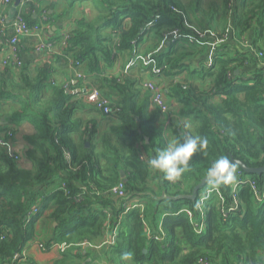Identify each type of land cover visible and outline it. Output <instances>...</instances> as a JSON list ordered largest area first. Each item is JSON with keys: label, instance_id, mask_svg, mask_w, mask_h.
<instances>
[{"label": "trees", "instance_id": "obj_1", "mask_svg": "<svg viewBox=\"0 0 264 264\" xmlns=\"http://www.w3.org/2000/svg\"><path fill=\"white\" fill-rule=\"evenodd\" d=\"M96 7L99 17L96 21L83 19L78 22L67 51L76 61L88 62L90 71L97 74L93 79L96 85L107 90L101 91L104 95L119 98L121 113L116 119L120 124L111 127L110 133L96 147L79 146L70 137L81 126L74 118L75 103L72 102L77 98L74 91L79 86L56 88L51 99L43 100L41 92L47 70L40 71L35 80L27 76L22 79V112L13 116L12 124L17 127L30 120L36 127L37 133L25 139L34 147L29 150L28 157L34 162L35 171L20 169L22 160L8 157L5 151L0 155L3 168L0 169V197L7 202L5 212L0 214V235L4 237L0 241V264L14 263V257L22 252L33 235V225H26L24 219L36 202L32 200L39 195L34 193L36 185L44 188L56 185L55 191L42 199L44 205L50 199L56 202L52 215L56 234L47 244L67 246L61 260L55 264H69L81 258L82 255L74 254L73 250L78 244H96L105 234L108 212L113 215L112 229L118 228L115 244L106 253L113 264L117 259L121 264V255L129 251L134 254V264H199L204 260L209 264H264V204L253 200L248 186L239 193L243 205L241 214L232 212L225 218L217 203L206 206L207 227L202 235L196 233L185 212L178 214L186 208L197 212L200 196L210 184L196 194L193 191L206 178L207 169L217 158L228 156L250 168L264 166V57H258L259 53L264 56V2L254 5L252 16L243 24L245 28L255 25L253 46L235 49L233 56H229L225 48L217 50L215 67L200 65L199 77L211 80L208 90L200 91L187 83L170 88L171 96L180 106L171 128V140L200 136L208 141L202 153L193 155L190 171L185 172L176 185L148 166V160L157 149L167 145L162 131L155 128L153 119L147 114L148 97L140 90L138 82L129 78L121 81L101 78V75L114 64L116 51H134L136 44L148 33L149 24L152 26L150 34L157 35L163 46L174 31L187 34L188 14L176 0H96ZM127 20L130 26L121 35L114 51L110 39L101 37L100 32L119 29ZM171 50L166 55L156 49L152 51V58L160 66L169 62L171 70L181 68L184 53L179 59H172L174 52ZM246 69L249 72L244 74ZM216 97L220 98L219 102L214 101ZM184 119L190 121L187 128ZM8 132L10 136L6 135ZM3 135L5 141L15 145L17 135L13 127L6 129ZM140 144L148 154L145 162L140 159ZM65 150L70 152L75 170H71L66 161ZM243 175L260 184L264 179V174L243 172ZM153 181L157 191L151 186ZM120 182H125L127 197L115 201L107 191ZM62 183L67 184L70 197L60 190ZM187 185L192 191L190 195L183 191ZM221 188L227 202H231L230 185H221ZM97 190L100 196L95 194ZM28 191L34 194L26 198ZM79 194H82L81 203L72 199ZM131 201L145 203L143 218L134 210L118 224L124 205ZM161 224L166 234L163 243L148 235V231L153 237L160 234Z\"/></svg>", "mask_w": 264, "mask_h": 264}, {"label": "crops", "instance_id": "obj_2", "mask_svg": "<svg viewBox=\"0 0 264 264\" xmlns=\"http://www.w3.org/2000/svg\"><path fill=\"white\" fill-rule=\"evenodd\" d=\"M176 1L184 7L190 21V28L185 29V33L187 34L184 35L194 37L193 32L211 31L205 40L206 45L192 46L188 43L186 37L182 41H176L170 35L167 39V45L163 46L157 35L150 34V28L146 27L148 33L143 37L142 41L136 44L134 51L128 53L116 51L114 64L101 75V78L116 79L117 81L129 78L137 82L149 81L160 83L166 90L167 102L172 106L171 113L174 117L176 115L177 119L180 106L171 96L170 88L175 84L187 83L200 91L208 90L211 87V80L199 77L198 71L200 65L213 57L217 50L225 48L224 50L228 55L233 56V51L235 49H244L245 43L250 47L253 46L252 44L256 39L255 25L245 28L243 24L252 16L254 5L256 6V4L264 2V0ZM13 6L6 7L4 0H0V60L4 55L10 37L13 35L11 23L18 15H22L30 27L41 26L43 21H46L45 24L48 27L46 39H41L32 34L20 39V56L23 60L22 68L13 66L8 67L6 70L0 68V137L3 136L5 129L9 127L15 129L17 136L14 146L23 155L19 168L24 171L33 172L35 171L34 162L28 155L30 154L29 150L34 149V147L29 145L25 139L37 133L36 127L30 120L21 122L17 127L15 124H12L13 116L22 112V79L25 76L31 80H35L40 71L47 70V80L41 92L43 100L51 99L53 91L56 88L79 86L75 88L78 91L75 94L77 98L72 99V102L75 103L74 118L81 126L78 132H74L70 136L76 144L79 139H83L86 141L84 146L87 149L92 148V145L96 147L102 142V138L110 133L111 127L117 126L120 123L119 119L103 116L82 96L81 90L88 88V85L86 83L83 84V80L77 79L75 76V65L78 62H81L79 72L91 84L89 87H97L102 92H106L107 90H102L96 85L93 79L97 74L90 71L88 62L76 61L74 55L67 51L68 44L63 42L62 39L65 33L74 32L79 21L83 19L88 21L97 20L99 12L97 11L96 0H33L28 5H23L22 3L15 14L11 12ZM1 18L4 19V25L1 24ZM129 26L130 21L127 20L121 28L105 29L100 32V35L103 38L110 39L112 48L115 51L120 43L121 35L128 30ZM47 40H51L54 43L51 52H38L39 45ZM172 44L175 47L173 46L171 50L170 45ZM156 49L162 53L164 52L166 55L171 50L174 52L171 56L172 59H179L184 53V58L180 61L183 68L171 70L169 62L167 65L162 64L160 66L152 58V51ZM186 53L187 55H185ZM152 60L156 64H151ZM132 63L134 64L129 70V66ZM101 65L104 66V63ZM184 65H186L185 70ZM158 69H160V72L156 73ZM248 72L249 69L243 71L244 74ZM140 90L148 97L147 114L153 119L155 128L162 131V134L166 131L168 139L171 141L172 126L169 130L165 127V121L168 116L161 115L160 111L152 104L151 94L148 91H144L141 88ZM23 93L26 92L23 91ZM113 99L119 100L114 95ZM214 101L219 102L220 98L216 97ZM105 121H108V124L110 123L107 129H103L104 126H101ZM183 121L184 125L185 123L189 125L190 121L188 119H184ZM87 142H92V145L89 146ZM139 151L141 154H145L148 160V154L141 144ZM38 154L41 155L40 151ZM0 155H4L3 147H0ZM0 169L3 170L2 165H0ZM54 186L52 188H44L36 185L35 191H33L40 196H36L32 200V203L36 201L40 205L41 203L43 204V197L55 191ZM33 191H28L26 198L32 197ZM43 194L44 196H42ZM6 205V200L0 197V214L5 212ZM55 206L56 202L53 199H50L48 204H43L41 214L32 227L33 235L23 248L26 256L20 262L17 261L12 264H55L61 260L62 252L60 249L58 247L48 249L50 246L47 244L54 240L56 234V223L52 219ZM4 227L7 228L6 226ZM107 238V234L101 235L94 246L102 245L109 239ZM42 244L47 247V250H43L40 247ZM110 248L111 246L107 245L99 250L91 247H77L73 249L74 254H81L82 256L79 259L70 261L69 264H113L106 257V253ZM114 264H120V259H117ZM121 264H126V262L123 261Z\"/></svg>", "mask_w": 264, "mask_h": 264}, {"label": "built area", "instance_id": "obj_3", "mask_svg": "<svg viewBox=\"0 0 264 264\" xmlns=\"http://www.w3.org/2000/svg\"><path fill=\"white\" fill-rule=\"evenodd\" d=\"M32 2L33 0H23L22 3L23 5H28L29 3H32ZM4 4L6 7H10L14 4V0H4ZM45 22L46 21H43L41 26L30 27L22 15H18V17H16L13 20V22L11 23V27L13 29V35L12 37H10L6 50L4 51V55L2 56L0 60V68L2 70H6L10 66H13L16 68L23 67V60L21 59V56H20V46H19L20 39L22 37H25L31 34L41 39H46L48 27L46 26ZM1 24L4 25L3 18H1ZM147 27L150 28L152 26L149 24L147 25ZM186 28H190V22L186 23ZM210 32H194V37H191V36L188 37V36L183 35L180 30H176L174 31L172 36L174 37L176 41H182L184 37H186L190 45L203 46V45H206L205 40L207 39ZM71 36H72L71 32L65 33L62 37L63 42L68 44V41L70 40ZM53 45L54 43L51 42V40L50 41L47 40L43 42L41 45H39V48L37 49V51L44 52V53H50L53 48ZM243 47L244 49L250 48V46H248L247 43H245ZM214 55L205 63L206 67L208 68L215 67ZM258 57L259 59H262L264 56L263 54L259 53ZM150 63L156 64L154 60H152ZM133 64L134 63H132L129 66V70L132 68ZM263 66H264V63H263ZM75 67H76V73H75L76 78L82 79L83 84L86 83L88 85V88H83L81 90L82 96L85 97L87 101L90 102L94 106L96 111L100 112L106 118H114V119L117 118L119 114L121 113V108L118 105V101L104 95L97 87H93V86L89 87L91 86V84L88 82V80L85 79L84 75L81 72H79L80 62L76 63ZM157 72H160V69H158L156 73ZM138 87L143 89L144 91H148L151 94V102L160 111L161 115L168 116V118L165 121V127L167 130H169V128H171L172 126L173 120L176 119V115L174 117L173 114L171 113L172 106L167 102L166 90L164 86L157 82L138 81ZM76 90L74 91V94H77L78 91ZM3 134H5V131L3 132ZM6 135L10 136L11 134L10 132H8ZM4 136L5 135L0 137V147L4 148V151L8 157L16 161H21L22 157L17 152V149L14 146V144L10 141H5L3 138ZM163 136H164V142L167 145L169 143V139H168V134L166 131L165 133H163ZM64 155H65L66 161L70 165L71 170H75L72 166V156L70 152L65 150ZM140 159L144 162L147 161V157L143 153L140 155ZM235 176H236L235 181L229 184L230 185L229 197L231 198V202L229 203L227 202V199L225 197V194L221 186L215 187V188L211 186V188H207V190L203 194H201L200 199H199V204L197 207V212L193 211L192 209L186 208L178 213V214L184 213V212L186 213V215L189 217L191 224L194 227L198 235H202L205 232L206 227H207L206 206L211 207L215 203H217L219 207L221 208L222 215L225 218L228 216L229 213H232V212L241 214L243 205L240 201L239 193L246 186L250 188L251 193L253 195V200L258 204H264V179L260 184L258 183V181L253 180L251 177L243 175V171H241L240 169L235 171ZM171 183L176 185L178 182L176 180L175 182H171ZM125 188H126L125 182H120L119 184L114 186L112 189L107 191V193L110 194L115 199V201L119 199H125L127 197ZM60 190L64 191L66 197H70V192L68 190L66 183H62L60 185ZM83 190H85V188ZM95 194L97 196H100L101 192L97 190ZM72 199H74V201H76L77 203H81L82 194H79L78 198H72ZM145 208H146V205L142 201H131V203L124 205L123 212L119 215V218H118V224L119 223L121 224V222L124 220V217L134 210H138L141 213V216L143 218ZM41 211H42L41 205L38 202L35 203L34 206L27 213L24 219L26 225L27 224L34 225V223H36L37 218L40 216ZM112 217L113 215L111 214V212H108L106 216V221L104 224V232L105 234L108 235L109 239L107 238L108 240L105 243H103L102 245L94 246V245H91L90 243L84 242V243L78 244L77 246L78 247H91L96 250H99L106 245L113 246L115 244V240L117 237L118 228L115 227L114 229H112V226H111ZM145 226H146V229H148V225L145 224ZM159 232L160 234L155 235L153 237L151 236L150 231H148V235L150 238H154L156 241L163 243L166 239V234L163 231L162 224L159 227ZM3 239L4 237L0 235V241H2ZM40 247L43 250H47V247H45V245L43 244L40 245ZM52 247H58L62 253L65 252V250L67 249L66 245H57V244L51 245L50 247H48V249ZM25 256H26V252L23 249L21 253H19L18 255L14 257L13 262H17V261L20 262ZM199 264H209V262L207 260H204V261L199 262Z\"/></svg>", "mask_w": 264, "mask_h": 264}, {"label": "clouds", "instance_id": "obj_4", "mask_svg": "<svg viewBox=\"0 0 264 264\" xmlns=\"http://www.w3.org/2000/svg\"><path fill=\"white\" fill-rule=\"evenodd\" d=\"M208 141L200 136H186L182 141L171 140L165 148L157 149L148 160V166L161 173L168 182H175L185 172L190 171V161L196 153H202ZM236 165L228 156L217 158L206 171V181L212 187L228 185L235 181ZM121 260L126 264H134V254L124 252Z\"/></svg>", "mask_w": 264, "mask_h": 264}, {"label": "water", "instance_id": "obj_5", "mask_svg": "<svg viewBox=\"0 0 264 264\" xmlns=\"http://www.w3.org/2000/svg\"><path fill=\"white\" fill-rule=\"evenodd\" d=\"M23 0H14V6L12 8V13L15 14L17 12L18 7H20V5L22 4ZM239 74V71H236V75ZM147 142H149V139H146ZM235 165L236 168H239L240 170H242L245 174L248 175H263L264 174V166L263 167H259V168H250L248 167L246 164H244L243 162L239 161V160H232ZM121 177L124 179L125 178V173L122 171L121 172ZM209 183H207L206 178L202 181V183L197 186V188L194 191V194H196V192H198L199 190L203 189L204 187L208 186Z\"/></svg>", "mask_w": 264, "mask_h": 264}, {"label": "rangeland", "instance_id": "obj_6", "mask_svg": "<svg viewBox=\"0 0 264 264\" xmlns=\"http://www.w3.org/2000/svg\"><path fill=\"white\" fill-rule=\"evenodd\" d=\"M91 118H93V117H91ZM110 124V123H109ZM109 124H108V121H105V122H103L102 124H101V126H104L103 127V129H107L108 127L107 126H109ZM190 125V124H189ZM189 125H187L186 123H185V125H184V127L185 128H187ZM102 129V130H103ZM76 139L78 140V138L76 137ZM170 142V141H169ZM84 143H86V141L85 140H83V139H79L78 140V142H77V144L79 145V146H81V145H84ZM87 143H89V146H91L92 145V142H87ZM91 143V144H90ZM17 152L19 153V155L23 158V155L17 150ZM103 164H104V162H103ZM152 187H153V189L154 190H156L157 191V186H156V182H152V185H151ZM207 188H211V185H209ZM207 189H205V191H206ZM184 192H186V194H188V195H190V193L192 192L191 191V188H190V186H184V190H183ZM204 191V192H205ZM173 193H175L174 191H172ZM177 193V192H176ZM193 193H194V191H193Z\"/></svg>", "mask_w": 264, "mask_h": 264}]
</instances>
